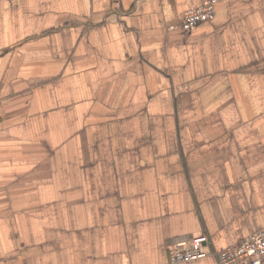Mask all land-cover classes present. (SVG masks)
<instances>
[{
  "label": "crops",
  "instance_id": "1",
  "mask_svg": "<svg viewBox=\"0 0 264 264\" xmlns=\"http://www.w3.org/2000/svg\"><path fill=\"white\" fill-rule=\"evenodd\" d=\"M204 1L0 0V264H219L264 227V0L183 29Z\"/></svg>",
  "mask_w": 264,
  "mask_h": 264
},
{
  "label": "built area",
  "instance_id": "2",
  "mask_svg": "<svg viewBox=\"0 0 264 264\" xmlns=\"http://www.w3.org/2000/svg\"><path fill=\"white\" fill-rule=\"evenodd\" d=\"M217 1L205 0L200 6L187 10L181 16V27L189 30L202 20L213 18ZM205 241L204 235L192 237L189 246L186 239L176 240L169 250V261L175 263L205 256L207 251L202 248ZM215 255L219 264H264V227Z\"/></svg>",
  "mask_w": 264,
  "mask_h": 264
}]
</instances>
